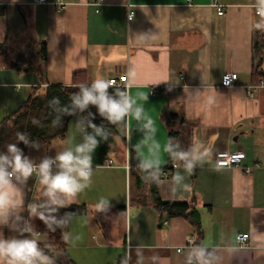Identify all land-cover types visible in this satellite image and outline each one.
Wrapping results in <instances>:
<instances>
[{
  "label": "crops",
  "instance_id": "obj_1",
  "mask_svg": "<svg viewBox=\"0 0 264 264\" xmlns=\"http://www.w3.org/2000/svg\"><path fill=\"white\" fill-rule=\"evenodd\" d=\"M61 1L0 0V126L9 123L34 86L74 84L75 72L89 84L124 76L134 85L129 89L134 99L138 92L148 95L137 103L156 121L161 167L171 173L152 181L137 167V155L147 148L138 153L135 146L141 140L154 143L141 130L143 121L130 118V139L127 121L117 127L103 161L93 162L91 186L72 203L85 205L86 212L62 228L80 236L66 247L74 263L189 264L193 250L203 247L212 264H264V85L248 95V87L264 78V44L261 54L254 50L255 25L264 24L256 0ZM43 42L41 72L18 71L13 62L19 53ZM259 63L261 76L255 78ZM227 72L237 74L236 83L221 87ZM160 79L173 83L171 90L168 82L152 85ZM81 118L69 119L64 137L24 154L38 163L82 142L76 128ZM169 137L179 144L176 150L196 147L211 154L189 176L183 161L163 152ZM236 151L245 154L238 164L216 165V153ZM176 172L184 177L179 185L172 179ZM22 188L26 205L39 201L38 178ZM152 193L163 201L193 199L199 230L189 217H160ZM101 197L109 198L106 212L95 211ZM22 215L28 220L27 211ZM0 230L5 237L16 235L7 227ZM239 233L248 234L246 245L237 244ZM35 237L43 239L40 232Z\"/></svg>",
  "mask_w": 264,
  "mask_h": 264
},
{
  "label": "clouds",
  "instance_id": "obj_2",
  "mask_svg": "<svg viewBox=\"0 0 264 264\" xmlns=\"http://www.w3.org/2000/svg\"><path fill=\"white\" fill-rule=\"evenodd\" d=\"M256 8L258 14L264 17V0H256ZM255 27L264 30V24L257 23ZM160 82H168L169 90H171L173 83L167 79L157 80L152 85ZM132 86H134L132 82H129L126 87H120L115 80L97 78L90 84L76 85L78 91L71 96L70 105H61L59 97H53L49 101V106L56 113L52 120L54 128L61 126L60 116L62 114L77 115L87 112L86 117L76 121V128L83 136V140L76 143L74 147H65L55 156L46 155L38 163L25 155L23 149L15 142L8 143L6 151H0V229L7 227L16 233V235L5 237L3 231L0 230V264H56L55 259L46 253L36 239L35 226L25 219L22 213L27 211L29 216L37 217L51 232H55L56 228H67L72 222L74 213L66 212L64 216L58 218V210L72 203H78V195L91 186L94 171L93 153L100 142L107 141L111 135L104 124L96 125L92 122L95 117L87 111L89 105L95 106L98 114L111 125H119L127 121L129 139L131 136L130 118L137 123L143 121L141 130L146 136H150L154 143L144 145L141 140L135 146L138 153L147 148L143 156L137 155V167L150 180H160L163 170L161 145L156 140L158 127L156 121L147 113L144 103H137V100L146 102L147 93L138 92L134 99L129 91ZM109 89H114V94H110ZM32 123L43 127L35 118ZM87 129H91V132ZM16 141L36 150L40 148L39 142L30 140L26 132L18 131ZM66 143L71 144L72 139H67ZM178 148L179 144L173 145L169 137L163 145V152L176 160L183 161L184 170L189 176L194 174L196 164H202L204 157L211 154V149L201 153L196 147L189 150H176ZM53 166H55V171H53ZM33 177L39 180L41 195L38 202H30L26 205V193L22 186L27 185L28 180ZM172 179L179 185L184 177L176 172ZM184 190L187 191L188 186H185ZM109 208V198L105 197H101L95 205L97 212H106ZM62 239L66 243L74 244L80 236H73L72 233L65 231L62 232ZM193 254L198 264H212L205 248H196Z\"/></svg>",
  "mask_w": 264,
  "mask_h": 264
},
{
  "label": "trees",
  "instance_id": "obj_3",
  "mask_svg": "<svg viewBox=\"0 0 264 264\" xmlns=\"http://www.w3.org/2000/svg\"><path fill=\"white\" fill-rule=\"evenodd\" d=\"M263 44V31L261 29H256L254 34V50L256 54H261ZM46 51V45L44 42L41 44L31 43L26 46L23 52L19 53L16 61L13 62V65L18 71L27 67L29 70H35L40 73L41 71H38L37 69L41 65V62L46 58ZM259 60L261 63V59ZM260 63L256 65L253 70L255 78L261 76L259 73ZM80 77H83V74L81 72H75L73 74L74 84L71 85L47 84L43 88L41 86L32 87L26 102L17 112L8 118L9 123L6 126H0V151H6V145L13 142L17 143L18 147L22 148L24 153L35 150L31 147L25 146L22 142L16 141V133L18 131L26 132L29 139L38 141L40 146L49 144L50 141L56 137H64L66 135L68 121L75 115L62 114L60 116L61 126L55 128L52 127V120L56 113L53 111L52 107L49 106V101H51L53 97H59L61 105H70L71 96L78 91L76 85L79 83H85L79 81ZM109 91L110 94H114V89H109ZM87 111L94 115L95 119L92 120L93 123L96 125L104 124L106 129L111 133L109 139L107 141H101L93 153V162H102L109 149V144L113 139V135L117 133V127L124 125V123L119 125L109 124L98 114L93 105H89ZM77 115L86 117L87 112L78 113ZM33 118L39 120L43 127L34 125L32 123ZM87 131L91 132V129H87ZM97 139L99 140V137H97ZM162 170L164 171L165 169L163 168ZM137 183H140L139 179L137 180ZM151 198L153 201V207L160 217L162 215L167 217H189L191 220L197 221L195 227L197 231L199 230L198 213L192 206L193 199L192 201H163L156 193H152ZM38 211H40V209H38ZM66 212L74 213V215L84 214L86 212V206L83 204H71L66 208H60L57 217L64 216ZM28 220L35 226L36 232H40L43 235V239L38 242L40 246L45 249L46 253L55 259L56 264H75L67 253V243L62 239V228H56L55 232H51L37 217H32L28 214ZM189 264H198V262L192 257Z\"/></svg>",
  "mask_w": 264,
  "mask_h": 264
},
{
  "label": "built area",
  "instance_id": "obj_4",
  "mask_svg": "<svg viewBox=\"0 0 264 264\" xmlns=\"http://www.w3.org/2000/svg\"><path fill=\"white\" fill-rule=\"evenodd\" d=\"M105 0H92V2L94 3H100L103 2ZM35 2L37 3H53V4H57L60 5L62 4L61 0H35ZM130 5L128 4L127 7H129ZM216 6V11L218 14H223V7L220 4H215ZM127 17L130 18L132 16V13L130 12L129 8H127L126 11ZM109 80H115L116 84L120 87H126L127 86V82H126V78L124 76H120V77H110ZM237 80V74L235 72H227L224 73L221 76V80H220V86L221 87H225L228 88L232 85H234L236 83ZM264 85V78H261L258 82V84L255 85H250L248 87V95H252V88H255L257 86H263ZM156 90L152 89L150 90V93L153 94ZM244 153L241 151H236V152H218L216 153V157H215V163L218 166H230V165H235L238 164L242 158H244ZM175 165V164H173ZM164 178H169L171 176V173L167 170L163 171V175ZM247 238H248V234L247 233H239L236 235V242L239 245H246L247 244ZM190 243V240H188V244ZM180 249H178L179 251ZM117 264H126L123 262H118Z\"/></svg>",
  "mask_w": 264,
  "mask_h": 264
},
{
  "label": "rangeland",
  "instance_id": "obj_5",
  "mask_svg": "<svg viewBox=\"0 0 264 264\" xmlns=\"http://www.w3.org/2000/svg\"><path fill=\"white\" fill-rule=\"evenodd\" d=\"M36 239L39 241L41 238L40 237H36Z\"/></svg>",
  "mask_w": 264,
  "mask_h": 264
}]
</instances>
